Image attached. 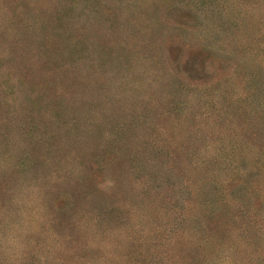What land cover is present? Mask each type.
<instances>
[{"label": "rangeland", "instance_id": "rangeland-1", "mask_svg": "<svg viewBox=\"0 0 264 264\" xmlns=\"http://www.w3.org/2000/svg\"><path fill=\"white\" fill-rule=\"evenodd\" d=\"M0 264H264V0H0Z\"/></svg>", "mask_w": 264, "mask_h": 264}]
</instances>
